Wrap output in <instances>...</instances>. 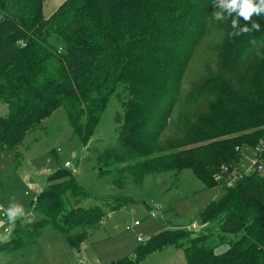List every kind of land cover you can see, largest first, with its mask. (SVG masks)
<instances>
[{
    "label": "trees",
    "instance_id": "16d2710c",
    "mask_svg": "<svg viewBox=\"0 0 264 264\" xmlns=\"http://www.w3.org/2000/svg\"><path fill=\"white\" fill-rule=\"evenodd\" d=\"M43 2L0 0V157L61 106L116 189L189 170L224 190L200 211V233L173 223L134 256L104 264H138L167 245L182 247L186 264H264V12L245 21L221 0H64L45 17ZM113 99L116 138L99 149L89 143ZM243 145L258 163L226 186ZM71 174L46 175L30 203L39 217L15 219L0 250L21 249L47 227L78 249L105 209L125 201L83 207L87 193ZM215 234L225 251H214Z\"/></svg>",
    "mask_w": 264,
    "mask_h": 264
},
{
    "label": "rangeland",
    "instance_id": "374dc122",
    "mask_svg": "<svg viewBox=\"0 0 264 264\" xmlns=\"http://www.w3.org/2000/svg\"><path fill=\"white\" fill-rule=\"evenodd\" d=\"M63 1L44 0L43 15L50 16ZM51 42L62 47L55 37ZM116 110H120V105L113 99L95 129L91 146L102 149L114 143ZM7 112V104L0 103V115ZM241 153L243 164L256 159L250 146L243 145ZM93 155L74 133L65 109L60 106L28 133L15 151H7L0 157V205L3 214L16 210L13 220L20 218L29 222L39 217L35 211L28 216L32 209L30 203L44 187L46 175L64 168L66 160L76 168L71 175L87 193L80 200L81 206L125 200L117 208L105 209V217L91 227L78 249L66 243L63 233L47 227L35 242L21 249L0 250V264H104L134 256L139 244L166 227L173 228V223L184 227L195 222L201 227L192 233L203 231L200 211L224 193L217 185L203 186L189 170L182 171L178 178L170 173L151 174L145 177L142 186L128 181L123 188L116 189L112 184L113 173L98 166ZM154 206L162 211L164 219L150 215ZM3 214L0 212V242L10 237L11 231L4 228L12 224ZM135 220L139 224L133 226ZM127 226L131 228L126 229ZM137 236L143 241H137ZM210 244L218 253L228 247V243L221 242L216 234ZM138 264H186V259L182 247L167 245L150 252Z\"/></svg>",
    "mask_w": 264,
    "mask_h": 264
},
{
    "label": "built area",
    "instance_id": "2783aa9c",
    "mask_svg": "<svg viewBox=\"0 0 264 264\" xmlns=\"http://www.w3.org/2000/svg\"><path fill=\"white\" fill-rule=\"evenodd\" d=\"M257 163H258V160L257 159H253L250 164L241 165V169L237 170L238 172L233 173V174H231V175H229L228 177L225 178L226 186H231L236 181V179L239 178L242 175L243 172L245 173V172H248V171L252 170L257 165ZM64 166L66 168L70 169L72 173H74L76 171V168L74 166H72V164L68 160L64 161ZM259 167L260 166H258V168ZM216 179H218V180L221 179V176L220 175L217 176ZM17 210L21 211V207H18ZM0 212L3 214V208H2L1 205H0ZM3 215H4V217H9V212H7V214H3ZM30 215H31V212H29L28 216H30ZM150 215L158 216V217H160L162 219L164 218V215H163L162 211L159 210V208L157 206H154L153 208H151ZM138 224H139V222L137 220H135L134 223H133V226H136ZM198 227H201V226H199L197 223L193 222V223L188 224V225H186V226H184L182 228H184V229H186L188 231H193V230H197ZM130 228H131L130 226L126 227V229H130ZM4 230L8 232L10 230V225L5 227ZM136 239L139 242L143 241V238L139 237V236H137Z\"/></svg>",
    "mask_w": 264,
    "mask_h": 264
},
{
    "label": "clouds",
    "instance_id": "9594fccd",
    "mask_svg": "<svg viewBox=\"0 0 264 264\" xmlns=\"http://www.w3.org/2000/svg\"><path fill=\"white\" fill-rule=\"evenodd\" d=\"M222 4L232 11L238 10V16L242 17L245 21L251 19L252 15L255 13L259 15L264 12V0H259V4H254L253 0H221ZM216 19H221L219 13H215ZM233 27H235L237 21L233 20ZM260 25L253 23V28L259 30ZM243 31H247L245 28ZM16 210H10L9 212V222L14 223L13 218L16 216Z\"/></svg>",
    "mask_w": 264,
    "mask_h": 264
},
{
    "label": "crops",
    "instance_id": "0c3cea01",
    "mask_svg": "<svg viewBox=\"0 0 264 264\" xmlns=\"http://www.w3.org/2000/svg\"><path fill=\"white\" fill-rule=\"evenodd\" d=\"M95 264H99V263H95Z\"/></svg>",
    "mask_w": 264,
    "mask_h": 264
}]
</instances>
